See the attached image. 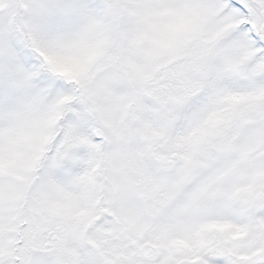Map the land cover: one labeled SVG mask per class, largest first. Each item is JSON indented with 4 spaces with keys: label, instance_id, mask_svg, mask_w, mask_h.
<instances>
[{
    "label": "snow or ice",
    "instance_id": "6c2138e0",
    "mask_svg": "<svg viewBox=\"0 0 264 264\" xmlns=\"http://www.w3.org/2000/svg\"><path fill=\"white\" fill-rule=\"evenodd\" d=\"M0 264H264V0H0Z\"/></svg>",
    "mask_w": 264,
    "mask_h": 264
}]
</instances>
